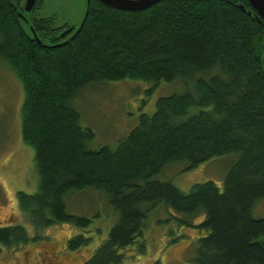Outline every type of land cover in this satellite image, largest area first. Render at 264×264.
I'll return each instance as SVG.
<instances>
[{
	"label": "trees",
	"instance_id": "obj_1",
	"mask_svg": "<svg viewBox=\"0 0 264 264\" xmlns=\"http://www.w3.org/2000/svg\"><path fill=\"white\" fill-rule=\"evenodd\" d=\"M20 3L0 0V61L24 93L21 134L38 188L17 203L32 228L69 224L81 234L66 249L88 247L94 220L70 215L65 199L91 190L117 221L86 264H122L135 245L144 253L145 223L158 206L200 236L195 264H264V219L252 215L264 200V21L248 15L247 2L162 0L122 12L92 0L64 40L51 18L25 23ZM124 81L151 84L150 93L162 83L186 90L160 98L115 149L91 150L95 134L73 102L91 86ZM226 156L236 160L222 191L206 182L183 193L156 180L171 165L188 172ZM39 240L20 225L0 227V250Z\"/></svg>",
	"mask_w": 264,
	"mask_h": 264
},
{
	"label": "rangeland",
	"instance_id": "obj_2",
	"mask_svg": "<svg viewBox=\"0 0 264 264\" xmlns=\"http://www.w3.org/2000/svg\"><path fill=\"white\" fill-rule=\"evenodd\" d=\"M81 15L83 13L69 16L60 14L55 23L60 25L68 17L74 18L71 22L79 29ZM183 86L180 82L171 85L162 83L151 93L153 85L135 81L89 87L73 102L75 109L82 115L81 126L90 128L95 134L89 149L97 150L105 146L115 149L118 142L137 125L140 115L151 117L160 98L184 93L186 89ZM23 100L20 81L8 65L0 61V227L20 225L26 229L29 237H40L36 243L0 250V264H19L18 257L27 251L37 260L44 251L63 250L68 240L81 234L79 229L69 224L36 232L19 210L17 194L32 195L38 188L34 152L22 140ZM235 160V156L215 158L188 172H184L181 164L171 165L156 180L169 182L183 193H188L193 186L206 182H213L222 191L225 176ZM65 203L70 215L94 220L93 229L89 228L87 234L92 231L95 242L78 251L60 252L63 264H84L106 239L117 217L103 194L91 190L71 194L65 199ZM252 215L256 219H264V200L255 204ZM202 218L203 215L200 214L193 222L199 223ZM177 219L171 210H165L162 206L149 212L143 234L145 252L141 253L137 245L133 246L126 252L122 264H195L200 236L193 230L179 227Z\"/></svg>",
	"mask_w": 264,
	"mask_h": 264
},
{
	"label": "flooded vegetation",
	"instance_id": "obj_3",
	"mask_svg": "<svg viewBox=\"0 0 264 264\" xmlns=\"http://www.w3.org/2000/svg\"><path fill=\"white\" fill-rule=\"evenodd\" d=\"M91 1L92 0H37L36 5L33 9L34 12L32 11L33 14L31 13V15L28 16L27 22L29 23L30 21V23L35 24L36 22L40 21V19L51 18L54 23V29L60 30L59 38H61L62 34L69 31V33L64 38H61L62 40H64L65 38L70 37V35L73 32H75V30H77V26L75 25V23L71 22L74 20V18L69 19V17L67 21L61 23L60 25H56L55 19L57 18V16L60 14H67L68 16L70 14L80 15L81 13H83V15H81V22H82L84 13L87 7L89 6V4L91 3ZM248 6H249L248 12H250L251 14L255 16L256 12L252 9V7L249 4ZM19 11L23 12V9L21 8V3H20ZM67 242L63 250H61L62 252L67 250L66 249ZM61 251L60 250L44 251L43 253L40 254V257L37 258V260L34 256L30 254L29 251H27V253H23L21 254V256L18 257V260H20L19 264H38V263L39 264H63V258L60 257ZM87 261H85L84 264H86Z\"/></svg>",
	"mask_w": 264,
	"mask_h": 264
},
{
	"label": "water",
	"instance_id": "obj_4",
	"mask_svg": "<svg viewBox=\"0 0 264 264\" xmlns=\"http://www.w3.org/2000/svg\"><path fill=\"white\" fill-rule=\"evenodd\" d=\"M36 1L37 0H22L21 1V8L23 9V14L20 11L18 12V14H19V17L22 18V20L25 23H28V22L24 15H28V16L31 15L36 5ZM97 1H99L100 3H102L103 5L107 7H110L114 10H118L122 12H143L159 4L162 0H97ZM246 1L252 7V9L256 12L255 18L258 21H264V0H246ZM238 8L242 10L243 12L245 11L243 6H239ZM248 15L250 16L251 13L248 12ZM86 17H87V12L85 14V18ZM82 24L80 25L79 29L81 28ZM31 32L33 36L32 39L36 41L38 44H41L40 40L36 37L35 33L33 31ZM68 33L69 31L62 34L61 38H64ZM262 64H263V69H264V57L262 59Z\"/></svg>",
	"mask_w": 264,
	"mask_h": 264
}]
</instances>
